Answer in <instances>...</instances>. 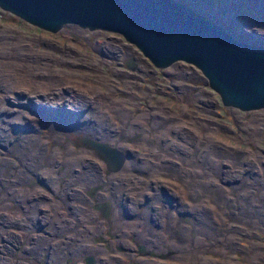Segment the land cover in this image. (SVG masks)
Wrapping results in <instances>:
<instances>
[{
    "label": "rangeland",
    "instance_id": "1",
    "mask_svg": "<svg viewBox=\"0 0 264 264\" xmlns=\"http://www.w3.org/2000/svg\"><path fill=\"white\" fill-rule=\"evenodd\" d=\"M180 1L235 36L262 42L255 34L264 35V0ZM66 25L53 32L0 7V264H87L82 252L90 251H99L96 264L119 252H131L132 261L135 249L116 243L140 241V232L156 240L154 253L171 251L158 258L164 264H206L211 254L264 264V107L224 105L198 66H156L119 32ZM48 94L56 99L51 110L40 104ZM11 110L28 115L9 117ZM56 126L67 133L55 135ZM89 132L128 148L121 194L112 192L119 170L105 173L91 148L65 135ZM98 181L107 184L92 199L84 188ZM109 190L126 214L114 234L95 228L104 219L93 206ZM151 193L161 200L148 203Z\"/></svg>",
    "mask_w": 264,
    "mask_h": 264
},
{
    "label": "water",
    "instance_id": "2",
    "mask_svg": "<svg viewBox=\"0 0 264 264\" xmlns=\"http://www.w3.org/2000/svg\"><path fill=\"white\" fill-rule=\"evenodd\" d=\"M0 7L53 32L70 23L119 32L156 66L177 60L198 66L224 105L264 107V35L256 34L261 43L245 41L183 1L0 0ZM125 63L136 68L131 57ZM82 139L110 169H119V147L89 134Z\"/></svg>",
    "mask_w": 264,
    "mask_h": 264
},
{
    "label": "flooded vegetation",
    "instance_id": "3",
    "mask_svg": "<svg viewBox=\"0 0 264 264\" xmlns=\"http://www.w3.org/2000/svg\"><path fill=\"white\" fill-rule=\"evenodd\" d=\"M50 96V95H49ZM55 95H53V96H51V97H54ZM63 132H65V131H63ZM62 132V133H63ZM67 133V132H66ZM64 134V133H63ZM87 134H89V135H91L92 137H95V138H97V139H100V138H98V136L97 135H95V134H92V133H80V134H75V135H73V134H65L66 136H67V138H68V140L69 141H71L72 142V145H75V144H77V145H79V146H81V145H83L82 143H83V139H82V136L83 135H87ZM72 148V147H71ZM68 149V151L70 152V150H72V149ZM89 150H91V149H89ZM74 151V150H73ZM93 151V150H92ZM94 152V151H93ZM127 152H129V150H128V148H127ZM96 155H97V153L96 152H94ZM127 155H128V153H127ZM99 156V155H98ZM125 156V158H126V155H124ZM100 158V157H99ZM126 160H127V158H126ZM104 165H105V167H106V170L104 169L103 171L105 172V173H107L108 174V172L109 173H111L109 170V167H108V165L107 164H105L104 163ZM121 168H122V170H121ZM120 169H119V171H118V173H114V174H117L116 175V177H115V175H113L112 176V180H114L115 182H117L116 183V185H115V191H113L112 190V192L113 193H115V194H121L122 193V185L124 184V182H125V175H126V173H125V171H126V168L124 167H121ZM63 171H66L65 170V168H64V166H63ZM95 169H97V170H99L98 168H95ZM132 170H133V164H132V168H131ZM135 170V169H134ZM99 173H101V170L99 171ZM102 174V173H101ZM106 175V174H105ZM104 176V175H103ZM119 178V179H118ZM101 180H103V177H101ZM111 180V181H112ZM70 180L68 179V182H69ZM36 182H40V181H36ZM99 182V181H98ZM100 184L99 185H93L92 187H93V189L92 190H90V188L89 189H86L85 190V192L87 193V194H89L90 192H97L98 190H99V188H102V187H105V184H107V183H103V181H101V182H99ZM74 184V183H73ZM164 185L163 184H161V187H163ZM179 187H181V186H179ZM85 189V188H84ZM132 195H138V194H136V192H134V193H132ZM150 196H151V199H148L147 200V202L148 203H151L153 200H155V199H157V200H161L158 196H155L154 197V195L151 193L150 194ZM105 198L106 199H104V200H96L97 201V204H95L94 206H97V207H99L100 208V214H101V217L104 219V221L103 222H99L98 223V225H97V227L98 228H102V229H104V225H106L108 228V231H106V233H110V234H114L115 232L114 231H117L116 230V228L118 229H121L120 227H119V224L118 225H116L114 222L115 221H117L118 223H119V220H121V219H123L122 217H125L126 216V214H125V212H124V207L122 206V204L121 203H119V198H117L118 200H116V199H113V202L112 201H110L109 200V197L107 196V194H106V196H105ZM166 198V197H165ZM105 202L106 203H108V205H105ZM115 202V203H114ZM144 203H145V200H144ZM140 204V203H139ZM138 204V205H139ZM119 209L122 211V217H120L119 216ZM139 209V208H138ZM110 211L112 212V213H110ZM146 212L147 211H145V210H141V212L140 213H142V215H143V218H142V221H141V223L143 224V225H146V218L149 216V213L146 215ZM176 217L177 216H179V213L177 212L176 214ZM125 225V224H124ZM114 231H113V230ZM7 230V229H6ZM5 230V231H6ZM103 233V232H102ZM142 232H140V233H138V238H139V235L141 234ZM143 235H145L146 233H142ZM124 236H126V235H128V233H124L123 234ZM147 235V234H146ZM147 236H149V235H147ZM160 236V235H159ZM161 237V236H160ZM130 238V237H129ZM129 238L128 239H125L126 241H124L126 244L128 243L127 241H129ZM133 238V237H132ZM140 240V239H139ZM110 244V243H109ZM153 245H155V244H153ZM153 245H151L150 247H143L142 248V242L141 241H136L135 239L133 240V243L131 244V245H129V246H127V245H123V246H120L119 245V242L118 243H116V247H119V249H131V250H133V249H135V255H137V254H139V256L137 255V256H133L132 257V261H129V258H130V254L129 253H126V255L125 254H122V253H120L119 252V260H121V264H126L125 262H123L124 260H126L127 258H128V263H136V264H141L140 263V261H137L136 259H140L143 263H150V264H164V262H162L161 260H164L165 258H166V256L168 255V254H171V251L170 250H167L165 253H162V249H159V251H158V253H154L153 251H156L157 250V248H153L152 246ZM72 246V245H71ZM70 246V247H71ZM103 249H105V248H103ZM95 253V255H96V257L94 256V257H89L88 259H86V261H87V263L88 264H96L98 261H101V260H98V257H99V251H95L94 252ZM124 255V256H123ZM161 259V260H159V259ZM127 263V264H128Z\"/></svg>",
    "mask_w": 264,
    "mask_h": 264
},
{
    "label": "bare ground",
    "instance_id": "4",
    "mask_svg": "<svg viewBox=\"0 0 264 264\" xmlns=\"http://www.w3.org/2000/svg\"><path fill=\"white\" fill-rule=\"evenodd\" d=\"M216 10V9H215ZM214 11V10H213ZM228 11V10H227ZM222 20V19H221ZM249 24V23H248ZM74 25H77V24H74ZM246 25V24H245ZM66 26L67 25H65L64 27H63V29H65L66 28ZM71 26V25H70ZM254 26V25H253ZM257 26V25H256ZM80 28V27H79ZM82 28V27H81ZM243 28V27H242ZM67 29V28H66ZM83 29V28H82ZM256 29V28H255ZM102 30V29H101ZM233 30V29H232ZM239 30V29H238ZM258 31V30H257ZM255 34V33H254ZM256 35V34H255ZM100 46V45H99ZM101 47V46H100ZM127 52V51H126ZM125 52V53H126ZM132 57V56H131ZM21 95H19V97H20ZM63 97V96H62ZM67 99V98H66ZM56 99H55V96L54 97H51V96H49V94L47 95V99L45 100V101H42L40 104H42V107H44V108H48V109H54L55 108V101ZM70 100V99H69ZM63 101V100H62ZM60 103V102H59ZM68 106V105H67ZM69 107V106H68ZM62 108V107H61ZM1 110H3V109H1ZM65 110V109H64ZM78 110V109H77ZM12 111V115H10L9 117H13V118H19V119H26V117H27V112L26 111H24V110H11ZM67 111V110H66ZM70 111V110H69ZM120 112V117L121 116H123V115H125V114H127V111H125V110H120L119 111ZM68 113V112H67ZM53 114V113H52ZM70 114V113H69ZM6 115V114H5ZM8 117V118H9ZM81 117V116H80ZM84 117V116H83ZM142 118H144V116H141ZM3 119V118H2ZM1 119V117H0V122H2L3 120ZM10 119V118H9ZM8 119V120H9ZM76 119H77V117H76ZM5 121H7V120H5ZM77 121V120H76ZM78 121H79V119H78ZM191 123V122H190ZM31 124V123H30ZM156 124H159L160 126L163 124V121L162 120H158L157 122H156ZM32 125V124H31ZM83 125V124H82ZM85 125V124H84ZM20 126V125H19ZM29 127H31V126H29ZM56 132L54 133L55 135H59L60 133H62L63 131H65V132H67L66 130H64V129H60V128H58L57 126H56ZM86 129V128H85ZM138 129H143V128H141L140 126H138ZM183 129H185V128H183ZM1 130V129H0ZM194 131V130H193ZM90 133H92V132H90ZM92 134H94V133H92ZM96 135V134H95ZM191 138L193 139L194 138V134L191 136ZM33 139V138H32ZM100 140H103V139H100ZM212 141H213V139H212ZM167 142V141H166ZM148 143H151V141H149L148 140ZM83 145H85L84 143H82ZM165 144V143H164ZM113 145V144H112ZM168 145V144H167ZM215 145V144H214ZM86 147H88L87 145H85ZM117 147H119V149L122 151V154H123V161H122V163H121V165H120V167H119V169L121 168V167H125V162L127 163L128 162V160H130V158H128V156L129 155H127V148H126V146L125 145H122V144H119V145H116ZM135 146L136 147H138V148H141V146H137V144H135ZM88 148H90V147H88ZM145 148V147H144ZM94 152H96L93 148H91ZM244 152V151H243ZM97 153V152H96ZM240 153H242V151L240 150ZM244 154V153H243ZM98 155V154H97ZM124 155H126V158H127V160H126V158H125V156ZM250 155V154H249ZM197 156V155H196ZM100 157V156H99ZM245 158H246V156H245ZM100 159L101 160H103L101 157H100ZM54 160V159H53ZM52 160V161H53ZM137 161H138V159H136ZM158 160H159V158H158ZM158 160L156 161V162H154V163H151L152 164V167L154 168V169H156V168H158L159 167V162H158ZM259 160V159H258ZM104 161V160H103ZM260 161V160H259ZM105 162V161H104ZM110 169V168H109ZM118 169V170H119ZM1 170H3V169H1L0 168V171ZM65 170L67 171V169L65 168ZM110 170H112V169H110ZM115 171V170H114ZM116 177V176H115ZM25 181H29L28 179H26ZM70 183H72V182H70ZM73 184V183H72ZM180 186V185H179ZM71 190V189H70ZM86 190V188L84 189V191ZM86 193V192H85ZM111 193V191L109 190V192L108 193H106L107 194V196L109 197V200L110 201H112L113 202V195H111V196H109V194ZM87 194V193H86ZM96 193L94 192H90L89 194H87L90 198H92V199H94V195H95ZM106 196V195H105ZM167 198V197H166ZM256 198V197H255ZM16 200V202L18 201H21V200H24L23 198H16L15 199ZM27 200V199H26ZM165 202H167L168 200H164ZM253 201H255V200H253ZM257 201V200H256ZM115 203V202H114ZM255 203V202H254ZM259 203V202H258ZM20 205H22V204H20ZM26 205V204H25ZM105 205H108V203H106L105 202ZM17 206H18V204H17ZM55 207H57L58 206V204H55L54 205ZM109 206V205H108ZM252 206V205H251ZM28 207V206H27ZM249 207V206H248ZM21 208V207H20ZM93 208H94V211H95V213L98 215V219H101V214L99 213L100 212V208L99 207H97V206H93ZM262 208V207H261ZM260 209V208H259ZM21 210V209H20ZM19 211V210H18ZM110 213H112L111 211H110ZM81 215H83V214H81ZM119 216L120 217H122V211L119 209ZM5 218V217H4ZM8 219V218H7ZM92 220V219H91ZM10 221V220H9ZM8 222V221H7ZM7 224V223H6ZM43 226H39L38 228H42ZM48 227L49 228H52V227H50V225H48ZM95 228H97V229H99L100 230V228H98L97 226L95 227ZM88 231H89V227H85V229H84V233H88ZM102 233V232H101ZM108 234V233H107ZM106 235V234H105ZM38 238V237H37ZM99 239L100 240H97V241H99V242H101L102 241V237H99ZM139 239H140V241L142 242V248L144 247H150L151 245H153V244H155V242H156V240L155 239H153V240H149V239H141V234L139 235ZM231 239V238H230ZM37 241V240H36ZM231 241V240H230ZM35 243V242H34ZM103 244H105V245H107L106 247H110L109 245V243L108 242H106V243H103ZM87 244L86 243H83V244H81V247H85ZM107 248V250L109 251V249ZM114 248H116V247H114ZM117 248H119V247H117ZM262 248H263V246H262ZM71 249H73L72 248V246L71 247H69V250H71ZM258 249V248H257ZM81 251H82V249H81ZM80 253V252H79ZM83 254H85V261H84V263H87V261H86V259H88L89 257H96V255H95V253L93 252V251H90L89 252V254H90V256H88L85 252H82ZM129 254L131 253V252H128ZM69 256V255H68ZM113 258H115V259H111V260H109L108 261V264H121L120 262H119V258L116 256V255H113ZM209 258L212 260V262H211V264H229L228 263V260L229 259H227L226 261H221L220 259H216V258H214V255L213 254H211L209 257L208 256H206L205 257V263L206 264H210V262L208 261L209 260ZM230 258V257H229ZM99 260V259H98ZM49 262V261H48ZM252 262V261H251ZM57 263V262H56ZM80 264H83V263H80ZM88 264V263H87ZM144 264H146V263H144ZM147 264H150V263H147ZM178 264H183V263H178ZM235 264V263H234ZM241 264V263H240Z\"/></svg>",
    "mask_w": 264,
    "mask_h": 264
}]
</instances>
